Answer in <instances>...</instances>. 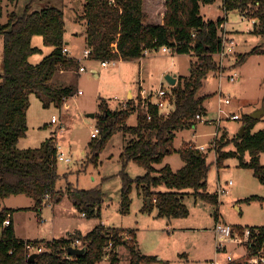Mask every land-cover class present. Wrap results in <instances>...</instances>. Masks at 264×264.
<instances>
[{
    "label": "trees",
    "instance_id": "16d2710c",
    "mask_svg": "<svg viewBox=\"0 0 264 264\" xmlns=\"http://www.w3.org/2000/svg\"><path fill=\"white\" fill-rule=\"evenodd\" d=\"M12 2L18 0H10ZM40 11H31L29 4L23 15L12 12L5 24H0V37L3 40V66L0 72V200L11 196L25 195L41 208L45 200L61 197L57 190L59 181L57 142L54 137L47 140L39 149L21 151L18 144L28 131V108L30 94L43 95L47 104L63 106L75 95L74 88H56L52 85L55 75L60 71H77V60L64 53L65 9L54 7L50 0ZM72 1V0H67ZM145 0H84V12L76 16L77 21L86 24V44L90 50L89 59L100 62L134 61L141 59L146 52L166 47L179 55H191L196 59L191 65L188 77L178 78L172 88L174 110L161 117L159 108L151 103V98L139 99L127 105L122 111L112 112L102 108L97 116L99 134L89 145L92 161L108 141L117 133L128 136L129 142L121 154L123 186L121 190V213H129L131 192L135 185L139 193L150 200V207L158 210V217L167 219L186 218L190 212L184 204L187 191L192 190L196 198L218 205L219 197L207 190L209 164L207 156L196 149L186 148L180 152L185 166L174 171L169 165L157 169L166 156L173 153L176 133L196 126L197 115H206L205 101L208 96H199L204 82L212 72L220 70L216 55L223 51L220 27L225 18L217 21L206 20L200 15L202 4L211 5L217 0H165L166 12L162 24L148 22L144 10ZM0 0V15L2 14ZM255 8V9H253ZM224 11L250 13V17L260 20L258 32L264 36V0H223ZM36 36L43 38L51 54L40 64L30 63V57L40 50L32 46ZM264 54V49L253 47L248 53L239 55V64L245 63L253 55ZM147 99V100H146ZM145 113L138 114L136 126H127L126 121L141 105ZM261 120V119H260ZM260 120L246 117L240 133L233 140L234 151L224 148L231 141L223 138L217 141V166L222 167L228 158H237L242 168L254 172L257 180L264 185V166L260 155L264 153V129L252 133ZM250 153L247 162L245 155ZM90 159V158H89ZM130 163L145 170L144 175L132 178L126 172ZM165 186L168 191L159 192ZM77 195L83 204L100 205L103 200L101 190L79 191ZM264 199L251 197L246 202ZM17 210H0V264H102L109 255L110 264H118L117 248L125 246L130 254V264L154 263L156 257L141 254L134 231L107 229L102 225L95 227L87 235L77 232L73 236L52 241H34L43 251L29 262L25 240L16 237L13 215ZM40 212V211H39ZM100 210L98 209V214ZM10 221L9 226H5ZM238 232L245 228L233 226ZM252 245H248V256L264 246V227H251ZM129 234L131 240L124 237ZM76 240L87 246L84 256H69L68 250ZM113 243L111 253L106 251ZM232 264H248L237 259Z\"/></svg>",
    "mask_w": 264,
    "mask_h": 264
},
{
    "label": "rangeland",
    "instance_id": "374dc122",
    "mask_svg": "<svg viewBox=\"0 0 264 264\" xmlns=\"http://www.w3.org/2000/svg\"><path fill=\"white\" fill-rule=\"evenodd\" d=\"M77 2L81 4L84 0H72V3L67 0H50L54 7L66 9L65 46L70 51L69 55L78 61L80 67L84 66L86 72L80 74L76 71L62 74L58 72L55 75L53 79L55 81H52L54 87L61 88L62 85L70 84L69 87L72 86L76 93L68 98L63 106L47 104L45 96L30 94L27 113L28 131L18 144V149L21 151L39 149L47 140L54 137L63 147L66 156L72 161L70 163L58 161L60 178L57 190L62 192L61 197L45 200L41 208H36L35 201L25 195L11 196L0 200L1 208L11 207L17 210L15 230L17 235L24 239L52 241L73 236L77 232L85 236L95 227L102 225L107 229H118L123 232L135 230L144 251L141 254L157 258L156 262L150 264H212L216 254L213 232L218 221L227 224L264 225V201H245L251 197L264 199V185L257 180L252 170L240 167L237 158H228L222 167H218L215 153L217 141L223 138L225 141H231L224 150L234 151L233 140L243 128L246 117L264 108V54L253 55L245 63L237 65L239 62L236 63V58L239 56L234 53L245 54L256 46L264 49V36L258 33L261 29L260 21L258 25L253 26L254 32L260 36L252 35L249 42L238 45L233 36L238 32L231 33L227 29L243 33L248 27H252L251 22L247 20L250 19L251 14L240 11L227 13L223 9V0L201 6L200 15L204 19L227 20V25L224 24L220 34H226L228 39L234 40L235 48L233 51H228L221 66L219 64L221 57L216 55L220 70L208 75L199 93L201 97L209 93V98L205 101L209 109L204 116L208 122H199L190 129L177 132L173 153L167 155L163 163L156 165V168L161 169L169 165L175 172L179 171L185 165L180 152L186 148L198 149L204 146L206 151L201 153L207 156L210 166L208 192L216 194L219 183L232 181L233 186L231 194L219 198L218 205L196 198L192 190L187 191L184 204L190 212L189 216L170 221L158 217V214L155 215L154 207L145 210L144 197L140 196L135 185L130 196L132 202L129 213L126 215L121 213L123 186L121 154L129 142L128 136L125 137L123 133L115 134L96 157V161H92L89 145L94 142L91 134L97 127V116L102 114V108L112 112L125 110L129 105L131 92L137 107L139 99L145 100L150 96H152L150 101L156 102V95L162 88L169 94L172 93L173 87L167 82L166 76L188 77L191 65L196 59L191 55L163 53L160 49L146 53L139 60H121L115 65L104 68L102 62L91 60L85 54L87 50L83 38L85 27L81 23H75L74 13L69 9ZM29 4H32L31 11H40L46 1L3 0L0 24H5L12 12L23 15ZM145 6L148 22L153 24L160 22L166 8L164 0H146ZM243 14L247 19L242 17ZM32 46L40 50L29 60L34 65L48 56L52 49L44 45L41 36L34 38ZM2 66L3 40L0 37V72ZM94 69L98 72V77L94 75ZM235 73L238 76L237 81L231 82L229 77ZM141 85L146 94L141 92ZM78 90L82 92L80 95L77 93ZM220 93L224 99H229L231 104L221 105ZM169 99L170 106L161 110V117L174 110L173 95ZM143 106L145 107L144 102L129 116L126 121L127 126L137 125L138 114L145 113ZM90 115H95V119ZM234 115L239 116L240 119L233 120ZM54 116L59 121L57 124L52 123ZM263 129L264 116L255 125L252 133ZM245 160L247 162L251 160L250 153L245 155ZM261 164L264 166V154ZM126 172L130 177L136 178L144 175L145 170L135 163H130ZM96 189L103 193L100 205L81 203L77 192ZM158 191L165 192L168 189L162 186ZM127 235L124 233L126 240H128ZM230 251H233L237 259H241V256L247 253V249L243 246L230 247ZM117 253L118 264H130V254L125 246L118 247ZM159 256L162 260L158 258ZM220 259L224 260L225 256H220ZM102 264L110 263L104 260Z\"/></svg>",
    "mask_w": 264,
    "mask_h": 264
},
{
    "label": "built area",
    "instance_id": "2783aa9c",
    "mask_svg": "<svg viewBox=\"0 0 264 264\" xmlns=\"http://www.w3.org/2000/svg\"><path fill=\"white\" fill-rule=\"evenodd\" d=\"M242 17L247 19V16L245 14H243ZM247 20H249L251 22V25L254 27L256 26V24L258 25V23L260 21L258 18H252V17H250V19L248 18ZM226 21H225V23H226ZM224 24L220 27V31L224 28ZM220 36L223 40V51L217 55L221 57L220 58L221 61L219 62L220 66H221L223 63V60H224L223 58L226 56L228 51L234 50V48H235L234 46L236 43L234 42V40L232 41V39H228L226 34L225 35L220 34ZM63 51H64V53H66L68 55L70 54L67 47H65ZM161 51L163 53H170L171 52V50L166 48V47L161 48ZM146 53H148V52H146ZM85 54H86L87 58H89L90 51H86ZM116 62H118V61L117 60H110V61H104L101 64H102V67L107 68L111 65H115ZM80 71L84 72L85 68L81 67ZM237 77L238 76L235 73V74L231 75L229 77V79L231 82H236ZM1 80H2V76L0 74V82H1ZM145 92H143V94ZM81 93L82 92H80V91L78 92L79 95ZM171 95L172 94L171 93L169 94L166 89L162 88L156 95L157 101L153 102L151 100V103L155 104L161 112V110H165L169 106V104H170L169 97ZM219 97H220V104L221 105L222 104L223 105L224 104L225 105L231 104V101L229 99H227V98L224 99L222 93L219 94ZM232 119L233 120H239L240 118H239V116L234 115V116H232ZM196 120L199 122H205V123L208 122L205 120L204 115H200V114L196 116ZM58 122H59L58 119L54 116L52 118V123L57 124ZM99 132H100L99 129L96 127L91 134V138H96L98 136ZM56 148H57V160L58 161L64 162V163H70L72 161L68 156H66V153H65V151L61 145H59L57 143ZM190 149H196L200 152L206 151V148L204 146H201L198 149L190 147ZM232 186H233L232 181L225 182V183H219L216 195L219 198L229 195L231 192ZM9 224H10V221H6L5 226H9ZM214 234H215V242H216V253L219 256L224 255L225 259L221 260L220 258H216L212 262V264H232L233 262H235L237 260V258L235 257L233 251H230V247H232V246H235V247L236 246L237 247L238 246H243V247L245 246L246 247L247 253L245 255H242L241 259L246 260L248 264H264V246L261 247L260 249H258L253 255L248 256V252H249L248 251V249H249L248 245H252L254 242L252 240L253 231L250 228H245L243 231L238 232L234 229V227L232 225L218 221L215 228H214ZM127 237H128V241H130L131 237L129 236V234L127 235ZM82 246H83V243L81 242V240H76L71 245V247H75V248H81ZM25 247H26V250L28 251V257H30L32 254H38V253H41L43 251V247L37 246L34 242H27L26 241ZM112 249H113V243H110L108 245V247L106 248V251L108 253H111ZM104 260H106V261L109 260V255H107L104 258Z\"/></svg>",
    "mask_w": 264,
    "mask_h": 264
},
{
    "label": "crops",
    "instance_id": "0c3cea01",
    "mask_svg": "<svg viewBox=\"0 0 264 264\" xmlns=\"http://www.w3.org/2000/svg\"><path fill=\"white\" fill-rule=\"evenodd\" d=\"M70 3H72V1H70ZM145 3H146V0L144 1V10L146 9L145 7ZM83 2L80 4L79 2H77V4H75V5H72L71 6V8H69V9H71L72 11H73V13H74V16H73V20L75 21V23H81V24H83V27H85V29H84V31H83V38H84V40L86 41V31H87V28H86V24H85V22H81V21H77L76 20V16H80V15H82L83 14V12H84V8H83ZM223 5V4H222ZM164 6H165V0H164ZM66 10V9H65ZM165 12H166V8H165V10L163 11V17H162V19L161 20H159L160 22H158L157 24H162L163 23V18H164V15H165ZM226 25H227V21H226V23H225ZM254 27L252 26V27H248L247 29H246V31H244L243 33H241L240 31H236V30H231V29H227V31H229V32H231V33H235V32H238V33H235V35H233L234 37H235V39H236V41L238 42V45H240V44H243V43H247V42H249V40L251 39L250 37L253 35V36H260V35H258V34H256V32H254ZM65 32H66V28H65ZM232 36V37H233ZM239 38V39H238ZM238 39V40H237ZM34 40V39H33ZM243 40V41H242ZM33 42V41H32ZM66 45H68V44H66ZM86 46H87V44H86ZM50 48H52V47H50ZM68 49V48H67ZM69 50V49H68ZM87 50H89L88 49V47H87ZM86 50V51H87ZM52 51H53V48L49 51V54H51L52 53ZM70 52V51H69ZM86 53V52H85ZM235 53V55L236 56H239L238 54H237V52H234ZM69 56H71V55H69ZM31 58V57H30ZM217 60V59H216ZM40 63L42 62V61H39ZM237 62H239V57L238 58H236V63ZM40 63H35L36 65L37 64H40ZM81 67H83V68H85L84 66H81ZM80 67V68H81ZM71 72V71H70ZM84 72H86V68H85V71ZM60 74H62V73H69V71H60L59 72ZM76 73H81V71H80V69H79V72L78 71H76ZM83 73V72H82ZM93 73H94V75L96 76V77H98L99 76V74H98V72L94 69L93 70ZM178 78L179 77H177V82H178ZM53 81H55V80H53ZM67 83H69V82H67ZM54 83L52 82V85H53ZM55 85V84H54ZM69 85L70 84H68V85H62V87H61V85H60V87L61 88H67V87H69ZM72 87V86H71ZM140 89H141V92H145V89H143V86L141 85L140 86ZM139 89V90H140ZM138 90V91H139ZM80 90H78L77 91V93L79 92ZM81 92V91H80ZM76 94V93H75ZM215 94V93H214ZM209 95V93H206L204 96H208ZM216 95V94H215ZM203 97V96H202ZM149 98H152V96H150ZM129 100H130V102H129V104H132L133 105V103H135V99H134V95H133V93L131 92L130 93V95H129ZM68 102V101H67ZM65 103V102H64ZM169 106H170V104H169ZM205 107H206V109H207V111H208V107L206 106V104H205ZM143 108H145L144 106H143ZM206 118V117H205ZM95 119V118H94ZM241 131V130H240ZM240 133V132H239ZM216 153V152H215ZM264 154V153H263ZM216 158H217V155H216ZM260 162L262 163V154L260 155ZM185 166V165H184ZM231 194V193H230ZM140 195V194H139ZM140 196H142V195H140ZM144 197V196H143ZM144 200H145V206H149L150 207V201H148V199H146L145 197H144ZM4 208H8V209H12L11 207H3V208H1V206H0V210L1 209H4ZM155 208V207H154ZM241 208V207H240ZM240 208H238L239 210H240ZM242 209V208H241ZM17 213V212H16ZM16 213L13 215V223H14V227H15V229H16V227H17V221H16ZM153 213H155V215H157L158 214V210L155 208V210L153 211ZM156 217V216H155ZM154 219H156V218H154ZM170 221H171V219H169ZM171 223V222H170ZM230 225H232V226H236V227H248V226H250V227H255V226H257V227H264V225H243V223L242 224H239V223H236V224H230ZM16 231V230H15ZM132 231H134V233H135V236H136V241L138 242L137 244H138V246L140 247V248H138L139 249V251L140 252H143L144 253V251H143V249L141 248V245H140V239H139V237H138V235H137V233H136V231L135 230H132ZM169 232V231H168ZM214 233V232H213ZM16 237L18 238V239H20V240H30V239H24V238H22V237H19L18 235H17V232H16ZM232 247H234V246H232ZM237 247V246H236ZM240 247V246H239ZM245 247V246H244ZM215 248H216V242H215ZM246 248V247H245ZM147 249H149V247L147 246ZM117 251V250H116ZM247 252V251H246ZM118 254V253H117ZM145 254H148V253H145ZM160 260H162V257L161 256H159L158 257ZM216 258H220V256L216 253L215 254V259ZM214 259V260H215Z\"/></svg>",
    "mask_w": 264,
    "mask_h": 264
},
{
    "label": "water",
    "instance_id": "95a60500",
    "mask_svg": "<svg viewBox=\"0 0 264 264\" xmlns=\"http://www.w3.org/2000/svg\"><path fill=\"white\" fill-rule=\"evenodd\" d=\"M167 82L172 86L175 87L177 85V76H166ZM92 118H95V115H90ZM264 116V108L259 110L251 115V117L255 120H260ZM245 128L243 127L240 131V136H244ZM150 201V200H148ZM87 253V246H83L81 248L70 247L68 250L69 256L72 257H80L84 256ZM38 257V254H32L29 257V262H33Z\"/></svg>",
    "mask_w": 264,
    "mask_h": 264
}]
</instances>
